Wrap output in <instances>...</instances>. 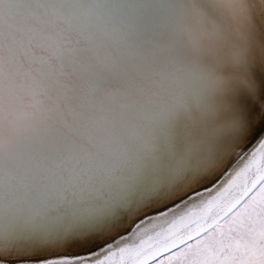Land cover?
Wrapping results in <instances>:
<instances>
[{
  "label": "snow or ice",
  "instance_id": "1",
  "mask_svg": "<svg viewBox=\"0 0 264 264\" xmlns=\"http://www.w3.org/2000/svg\"><path fill=\"white\" fill-rule=\"evenodd\" d=\"M0 264H264V0H0Z\"/></svg>",
  "mask_w": 264,
  "mask_h": 264
}]
</instances>
